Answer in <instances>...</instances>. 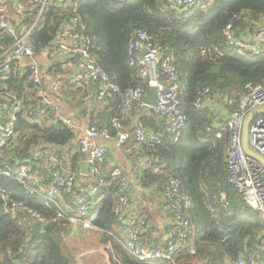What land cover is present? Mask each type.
Wrapping results in <instances>:
<instances>
[{
	"label": "trees",
	"instance_id": "obj_1",
	"mask_svg": "<svg viewBox=\"0 0 264 264\" xmlns=\"http://www.w3.org/2000/svg\"><path fill=\"white\" fill-rule=\"evenodd\" d=\"M53 3L54 0H47L41 13L30 4L25 13V25L33 26L29 38L35 46L37 62L71 19L76 20V32L89 40V56L114 79L121 91L140 88L145 92L149 88V80L138 78L135 69L128 65V43L136 31L146 33L164 55L172 58L181 83L179 108L186 118L181 138L173 142L164 132L163 121L149 108L139 109L134 103L129 116L137 111L154 114L157 130L143 125L142 128L162 140L153 148L145 146L139 151L146 152L151 163L138 175L142 186L158 183L157 192L163 195L165 183L171 177L180 182L181 192L191 200L186 216L193 227L190 236L193 253L181 248L174 255L175 263L237 264L244 260L247 264L249 257L264 263V220L227 182L228 133L220 126L235 108L227 97L243 93L246 84L264 82V57L230 45L224 29L230 22L235 30L250 21L264 19V0H206L202 7L194 9H171L169 0H71L63 7ZM12 44L13 39L0 32V57ZM202 49L207 51L206 55L201 54ZM217 51L223 56L212 60L210 57ZM60 66L59 61L40 68L42 77L37 84L27 81L28 67L21 65L16 71L11 63L9 72L0 71L2 90L27 108L43 109L47 115L42 123L32 124L18 114L15 137L8 144L7 164L11 169L29 162V151L39 148L54 157L58 164L55 169L62 172L65 169V173L73 175L79 170L84 156L73 143L74 129L50 120V109L37 94L42 85L57 79L61 81L62 95V87L73 89L81 98L87 95L93 98L90 108L104 105V115L98 117V122L90 118L89 127L106 129L112 138L116 135L111 122L119 118L118 99L112 96L109 100H95L96 84L88 89L78 88L71 81L72 71H64ZM205 90H208L206 94ZM212 98H215V108L208 104ZM62 100L63 97L59 99L60 105ZM199 100L200 107L197 106ZM78 104L84 105L82 101ZM64 116L70 120L65 111ZM150 119L154 121L153 117ZM218 132H221L220 138L216 137ZM42 166L34 167L33 172L47 178L50 168ZM155 167L159 168V173L153 172ZM75 177L79 179V175ZM100 177L103 183L97 186L90 209L96 219L93 228H87L94 237L87 248L79 251L68 245L69 240L78 236L68 218L54 220L56 210L48 208L38 193H29L13 178L0 177V264H82L83 252L100 247L105 250L108 264H165L138 261L127 253L122 245L123 227L115 215L117 187L102 171ZM13 202L25 211L19 209L12 214ZM30 212L45 219L40 233L33 231L35 223ZM173 218L171 210V221Z\"/></svg>",
	"mask_w": 264,
	"mask_h": 264
},
{
	"label": "built area",
	"instance_id": "obj_2",
	"mask_svg": "<svg viewBox=\"0 0 264 264\" xmlns=\"http://www.w3.org/2000/svg\"><path fill=\"white\" fill-rule=\"evenodd\" d=\"M46 1L0 0V32L13 39V44L8 52L0 57V71L9 72L11 63L14 64L15 69L22 65L28 67L27 81L35 84L40 83L41 70L35 58V46L29 38L33 26L25 25V13L30 9V4L37 7L41 13ZM70 1L54 0L53 5L63 7ZM205 1L172 0L170 8H200ZM258 22H261L259 25H262L264 19L259 18L255 21L256 24ZM75 23V19L66 22L53 44L44 50L42 55L46 57L48 64L60 61L62 70L72 71L71 81L78 88L88 89L96 84L98 88L95 100L103 101L112 96L118 99L119 118L113 119L111 122L112 128L116 131L114 138L118 142L124 143L133 137L134 147L139 151L145 146L153 148L162 142L160 136L147 132L142 127H135L131 131L125 128L124 123L128 120L131 105L134 103L139 109H151L163 121L164 132L170 135L173 142H177L184 131L186 118L179 108L178 91L181 83L176 69L172 65V58L164 55L161 48L152 43L150 37L143 31H136L128 43V65L135 69L138 78L149 80V84L156 83L157 99L155 105L149 107L142 101V98L146 96V91L144 92L140 88L121 91L114 83V79L107 76L95 64L88 54L89 40L76 32ZM253 33V39L248 42L236 37L231 22L224 29V35L230 45L264 57V27L258 26ZM201 54L206 55L207 51L202 49ZM214 55L210 57L212 60L223 56L220 51ZM60 87L61 81L58 79L50 83L49 91L53 98L44 104L50 109V120L72 126L71 121L64 116L58 104L59 99L62 98ZM244 89L243 93L227 97L228 103L234 105L235 108L227 114L224 123L220 125L222 130L228 133L225 161L227 182L241 195L245 204L264 220V165L247 156L243 149L244 124L249 119L248 147L253 153L264 159V112L253 115L256 111L264 109V82L253 85L246 84ZM207 92L208 90H205L203 93ZM89 97V95L86 96V98ZM201 104L200 100L197 101L198 107ZM19 113L32 124H40L47 117L43 109L27 108L12 94L0 88V177L13 178L29 193H38L48 208L56 210L57 217L54 220L68 218L72 225H81L83 228L92 229L96 214L90 211L91 200L96 195L97 186L103 183L100 180L101 166L107 154V149L98 145L96 140L108 139L109 132L98 127H89L83 131L84 135L79 141V152L88 162V176L94 183H91L92 185L90 184L87 188H80L77 186L76 177L73 174L54 168L56 165L58 166L56 160L43 149H31L29 162L17 164L14 169L8 167V144L15 137ZM216 137L220 138L221 132L216 133ZM150 164V162H146L143 167H148ZM41 165L50 168L47 178L40 172H33L34 167L39 169ZM139 170L137 168L135 172ZM153 172L159 173L160 170L155 167ZM110 183H114L117 187L115 215L123 227L122 245L132 258L138 261L152 260L165 264H176L174 255L181 248L193 253L194 248L190 241L193 230L188 219L185 218L191 207V200L181 192L178 180L170 177L165 183L163 198L172 210L174 218L167 230L166 241L154 248L148 247V242L146 239L144 240V234L148 229L146 217L130 210L131 185L123 171L118 168L114 169L110 174ZM19 209L25 211L20 204L14 202L11 204L12 214L15 215ZM29 214L35 224L40 223L42 226L45 223V219L40 215L32 212ZM237 264H246V262L239 260ZM247 264L264 263H259L253 257H249Z\"/></svg>",
	"mask_w": 264,
	"mask_h": 264
},
{
	"label": "crops",
	"instance_id": "obj_3",
	"mask_svg": "<svg viewBox=\"0 0 264 264\" xmlns=\"http://www.w3.org/2000/svg\"><path fill=\"white\" fill-rule=\"evenodd\" d=\"M170 1L172 0H169V2ZM252 23L255 24V21H250L249 24L247 23L245 26L238 27L234 30V34L239 40L250 42L253 39L252 35L254 34V31L249 30L250 27H254ZM38 62L40 68L42 69L49 65L48 60L44 55L39 57ZM49 84L46 83V85H42V89L37 93L38 97L41 98L44 103L53 98L49 91ZM62 88L63 100L61 101V105L60 102H58V104L62 108L63 113L65 111L68 118H70L72 128L74 129L73 143L76 146V149H78L79 141L84 135L83 131L89 127V119L95 118V122H98V117L103 116L105 113L103 111L104 105L100 104L95 109L90 108L89 105L92 103L91 100L93 98H81V94H75L73 89L68 90L66 88L64 90V87ZM149 89L150 84L148 90L146 91V95L148 94ZM89 92L93 95L92 90ZM109 99L110 98H108V100ZM212 99L213 100H211L208 104L214 107L213 105L216 104L214 103L215 98ZM80 101H82L84 105H79L78 103H80ZM146 115H148V117H145ZM151 117H153L154 121L150 119ZM222 120L223 118L220 121ZM142 125L149 130H157V117L154 114L149 115V113L146 111H142L141 113L138 111L134 112L131 116H129L128 121L125 123V128L131 131L135 127H142ZM96 143L98 145L104 146L107 149L106 159L101 166L102 175L110 176L111 172L118 168L122 170L124 175L127 177L128 183L131 185L130 210L138 215L145 216L146 220L148 221L149 230L145 235V239L148 242V247L154 248L156 246L162 245L167 239V230L172 224L171 210L164 201L163 195L157 192L156 187L159 186L158 183H153L154 185L147 183V186H142L141 181L138 179V175H140L139 173H142L147 169V167H143L144 164L146 162H150L148 155L145 154L146 152H139V150L135 149L132 137H130L124 143H120L112 137H109L108 139H98L96 140ZM84 161H86L85 157H81L78 165L79 170L76 172V174L74 173V176L79 175V179L76 178V183L80 188H87L92 180L89 176L85 178L81 177V163ZM137 168L140 170L135 172ZM63 170L64 172L66 171L65 169ZM65 210L69 212L67 208H65ZM185 218H187V216ZM73 227H75L73 229L77 231L80 229L81 225H76ZM122 230L121 233L123 232ZM90 231H88V236L91 233ZM74 234L77 235L78 231ZM79 237L84 239L86 238V235L82 234L79 235ZM100 248L98 250L91 251L99 252L101 251ZM104 263L108 264L107 256H104Z\"/></svg>",
	"mask_w": 264,
	"mask_h": 264
},
{
	"label": "rangeland",
	"instance_id": "obj_4",
	"mask_svg": "<svg viewBox=\"0 0 264 264\" xmlns=\"http://www.w3.org/2000/svg\"><path fill=\"white\" fill-rule=\"evenodd\" d=\"M259 24H261V22H258L257 24L255 23V25L253 23V26H255V27H250L249 30L255 31L258 28V26L264 27V24H262V25H259ZM73 228H75V227H73ZM77 231H78L77 238L69 240L68 245L74 251L84 250L85 248H87L89 246V242L91 239H93L94 234L90 233V235L88 236V229L83 228V227H80V229H78ZM77 231L74 229V232H77ZM82 234H85L86 238L82 239L81 237H79V235H82ZM100 250L101 251H99V252H95V251H91V250L83 252L81 255H85V256L83 257L82 264H107V263H104V256H106L105 250L103 247H101ZM90 253H92V254H90ZM86 254H88V256H86ZM79 255H78V257H79ZM79 258H82V256H80Z\"/></svg>",
	"mask_w": 264,
	"mask_h": 264
},
{
	"label": "water",
	"instance_id": "obj_5",
	"mask_svg": "<svg viewBox=\"0 0 264 264\" xmlns=\"http://www.w3.org/2000/svg\"><path fill=\"white\" fill-rule=\"evenodd\" d=\"M156 99H157L156 83L153 82L152 84H150V89H149L148 94L142 98V101L144 102L145 105L152 107L155 105ZM259 112H264V109L256 111L255 113H253V115L257 114ZM248 123H249V119H247L245 124H244V131H243V149H244V152L250 158L258 160L260 163H262L264 165V159L261 158L259 155L253 153L248 147V139H247ZM88 170H89L88 162L84 161L83 163H81V177L82 178L88 177ZM33 231L35 234L40 233L41 224L36 223L33 227ZM57 233H59L58 230H57Z\"/></svg>",
	"mask_w": 264,
	"mask_h": 264
}]
</instances>
